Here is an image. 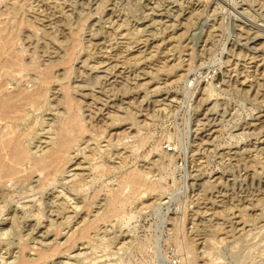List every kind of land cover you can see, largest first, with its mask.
<instances>
[{"label": "rangeland", "instance_id": "obj_1", "mask_svg": "<svg viewBox=\"0 0 264 264\" xmlns=\"http://www.w3.org/2000/svg\"><path fill=\"white\" fill-rule=\"evenodd\" d=\"M99 4L103 7L100 8ZM262 4L264 0H2L0 2V26L6 32L11 31L17 24L18 17L14 12L17 10L15 7L18 6L19 11L23 12L22 14L18 12L20 18L21 15L25 19L37 14L43 19V14L48 10L61 16L60 18L66 22L64 25L73 30H76L78 20L83 18V29L79 36L82 49L79 59L74 63L75 67L80 66L81 70L91 74H101L103 68L99 70L90 68L93 63L102 60L111 64L118 62L121 71L130 76L145 68L155 73L153 79L147 75L142 76L143 82L148 80L151 82V84L146 82V86H160L159 91L152 90L151 87L134 95L131 93L122 97V93H119L112 96L111 99L129 102L131 106L128 105V119L120 126L110 125L106 128L105 134L100 136L99 127L102 124L107 126L112 123L109 115H106L107 111L104 112V116L100 115L99 120L104 119L95 121L92 132L87 135V138H94L90 147L86 148V144H82L81 149L84 148V154L79 153L66 165V169L70 172L63 177L67 179L49 186L53 196L58 195L60 201L66 200L67 205L70 206L69 213H73L74 209L79 212L78 218L93 217L99 204L93 203L88 212L87 207H82L83 199L89 200L96 190L102 189L98 198L93 200L96 203L100 202L111 187L118 186V179L124 171L138 169L148 174L147 182H153L156 186V190L147 192L146 196L141 197V193L131 195L118 220L114 219L113 223H101L108 228L111 235L124 232L130 236L129 244L125 248L118 250L113 243L110 248L93 249L85 244L81 246L84 247L85 254L70 259V263L76 260L73 264H99L100 261L105 260L108 264H192V255L189 254L186 246L191 241L189 239L195 238L197 231H201L200 234L202 231L207 234V228L216 223L217 225L214 226H222L223 230L222 233L213 236L217 242L213 248L215 264H264V171H261L257 179L252 180L255 165L264 166V90L256 95L246 92L250 85L256 84L258 80L264 81L262 80L264 66H257L264 65V43H261L264 42V5L261 7ZM88 5H93L92 9L95 10L93 15L86 18L85 13L90 10ZM97 7L100 8L98 11ZM43 9L47 10L43 12ZM148 16L153 19L149 21ZM38 24L41 28L49 23L45 19ZM144 27L147 31L142 29ZM27 29H29L28 25L24 24L20 36L27 32ZM247 30L250 31V33L248 31L250 36L247 35ZM253 34L259 36L252 38ZM20 36V39L14 42L12 50L8 52H22L24 42L23 36ZM247 37L251 38L248 40ZM134 39H140V42L129 45ZM128 45L133 48L123 53L125 56L122 58L117 56L116 52L120 55V51L125 50L124 46ZM253 46L260 47L253 49ZM140 51L142 53H139ZM23 55L25 59L32 60L29 51L24 50ZM8 56L9 54H4L3 60ZM250 57L252 60L249 59ZM84 59H88L89 65L83 68L81 61ZM255 60L258 61L257 64ZM245 75H248L247 83L250 84L246 85L247 90L236 80L239 78L242 81ZM59 88L61 86L58 82L51 85L48 93L50 99L57 96L53 93ZM207 89L212 90L210 95ZM169 95L170 98L172 96L175 98L171 103L155 100ZM101 96L104 98L103 95ZM200 98H203L202 101ZM142 99L146 107L141 112L144 115L135 118L133 105L136 100ZM28 111L31 117L32 114L35 116L42 112L41 110L36 114L32 113V110ZM46 113L50 114L44 116L45 113L40 114L46 119V123L42 126L45 129L39 127V137L31 140L33 142L31 146H38L34 148L39 151L37 154H40V150L49 145L55 136L54 130L48 131L50 128L48 122L56 115V111L48 110ZM126 114L127 111L123 115ZM40 115L35 120L39 121L42 118ZM207 117H214L215 126L211 131H206L213 133L206 143L205 139L202 141L206 133L203 134L200 128L201 123L207 121L205 119ZM124 129H127L126 134H129L126 138ZM214 129L216 132H213ZM168 145L172 146L173 150L168 151L166 148ZM76 153L78 152H72V154ZM124 155L128 157L122 172L116 170L100 176L95 169L93 170L105 156L107 160L118 165L121 163L117 162H121V157ZM72 173L85 174L87 184L83 187L84 190H79L81 193L78 195L61 185L64 182L69 183L70 176L67 175ZM203 182L219 184L206 193L208 198L215 195L214 202L205 200L204 195L198 197L199 189L203 188L199 185ZM148 203L151 204L146 205ZM249 203L255 204L257 208L247 214V223L241 227L237 226L236 229L231 222L230 227L228 226L229 220L223 222L221 219V222L215 216H213L214 223L212 215H209L217 209L221 211L235 207L236 204L246 206L245 204L249 205ZM76 205L79 207L76 208ZM201 225L205 227V231L202 230ZM205 233L196 238H204ZM6 237L1 235L0 241ZM203 238L200 239L203 246L199 243L201 248L205 246ZM60 240H65L63 235ZM80 243L81 241L79 245ZM61 249L63 253L53 258L56 262L69 260L65 250L68 248L62 245ZM4 251L0 249V264H8L4 263L2 258L9 257V254H3Z\"/></svg>", "mask_w": 264, "mask_h": 264}, {"label": "bare ground", "instance_id": "obj_2", "mask_svg": "<svg viewBox=\"0 0 264 264\" xmlns=\"http://www.w3.org/2000/svg\"><path fill=\"white\" fill-rule=\"evenodd\" d=\"M0 2H2V0H0ZM263 5L264 4H262L261 7H263ZM92 6L88 8L90 9L89 12L85 13V16H87L86 18L93 15V11L95 9L93 10ZM99 6L100 8L103 7H101L100 4ZM18 7H15L17 10L14 12L18 17L15 27L13 26L14 28H12L11 31L6 32L3 30V27L0 26V236H7L6 239H2V241H0V249L5 250L3 254H9L7 259L6 257H2L4 263L73 264L76 260L73 261V263H70V259H76L85 254L84 247H81L85 244L93 247V249L99 247H103L105 249L108 247L110 248V245L114 243L118 250L123 249L127 244H129L130 236L124 232H118L119 234L115 233L111 235L108 228L106 226H102L101 223H113L114 219L118 220L131 195L141 193V197H143L146 196L145 194L147 192L156 190L155 183L147 182L148 174L146 175V173H143L138 169L124 172L121 171L127 164L128 155L122 156L121 162H117L121 164L118 165L107 160V157L105 156L99 163L96 164V166H94L93 170L95 169L100 176L112 173L116 170L122 173L118 179V186L116 188L111 187L100 202L96 203L93 200L98 198L99 192L102 189L96 190L94 194L90 196L89 200L83 199L84 204L82 207H87L88 212H90L93 203H95L94 205L99 204V207L96 209V213L93 217L86 216L78 218L79 212L76 209H74L73 213H69L68 208H70V206L67 205L68 203L66 200L60 201V199L57 198L58 195L53 196L50 192L49 186L60 183V180L64 181L67 179L66 177H63L64 174L70 172L66 169V165L76 158L79 153L84 154V148L82 147L81 149L82 144H86V148L90 147L92 144L91 140L94 138H87V135L92 132L91 129L95 126L94 122L99 120L100 115L103 114L104 116V112L107 111L106 115H109V119L112 121V123L107 126L101 123L102 125L99 127L101 128L99 130L100 133L98 134L100 136L105 134L106 128L110 125L113 124L120 126L128 119V105L131 106L129 102H125V100L122 99H111V97H114L119 93H122V97L131 93L134 95L151 87H153L152 90L159 91L160 86H146V82L150 81H142L144 77L143 75H147L149 78L151 77V79H153L155 73L144 68L140 72L133 74V76L126 75L124 71H121V66L118 62L111 64L106 63L104 60L93 63L90 67L95 70L103 68V73L101 74H91L88 73V71L81 70L79 68L80 66L75 67L74 63L79 59V54L82 49L79 36L83 29V18L78 20L79 22H77V28L76 30H73L72 28L65 26L66 22L60 18L61 16H57V13L55 12H48L47 9L42 10L43 12L47 10L44 14L42 13L43 19H40L39 15L33 14L29 17L27 16L28 18L24 17L25 19H23L21 15L22 20L18 12L21 14L23 12L19 11ZM100 8H98L97 11ZM58 11L61 12V10ZM45 19L48 20L49 24L45 26L43 25L44 27L40 28L38 22H43ZM150 19L153 18H149L148 20L150 21ZM24 24L28 25L29 29H27V32L25 31L26 33L24 32L20 36L22 26ZM52 25L54 26L52 27ZM30 27L33 29H30ZM52 28H54V30H51ZM142 29L144 30L145 27ZM248 31L249 30H247V35L250 36ZM143 32L144 31H142V33ZM256 34H253L252 38L259 36ZM152 35L154 36V34ZM19 36H23L22 40L24 42V49L22 52H8L12 50L14 42L17 41V39H20ZM147 36L148 35H146L145 38H147ZM250 38L251 37H249V39ZM139 42L140 39H134L129 45H132V43L138 44ZM145 42H147V40ZM261 43L263 44L264 42ZM261 43L258 44L262 46ZM129 45L124 46L126 47L125 50H121L124 47L120 49V55L116 52L117 56L120 58L125 56L123 53L128 52L131 48H133ZM260 46H253V49L254 47H257L258 49ZM24 50L29 51L32 60L24 58ZM139 53H142V51ZM4 54H9L5 60H3ZM249 59L252 60L251 57ZM256 60H258L257 57ZM261 60L263 61V59ZM262 61H259V63ZM81 62L83 63V68L89 65L88 59H84ZM257 63L258 61L256 64ZM257 66L264 65L260 64ZM256 69L258 68L256 67ZM245 76L246 77L242 81H240L241 79L239 80V78L236 79L240 86L243 85V87H246V85L249 84L247 83L249 81V78L247 77L248 75ZM263 79L264 78H262V80ZM55 82H58L61 88H59L57 92L53 93V95L57 96L50 99L48 93L51 89V85ZM29 83H31L30 86ZM247 89L248 87H246L245 90ZM262 90H264V81L261 82L258 80L256 84L254 83V85H250L246 92H251L256 95ZM207 91H210L209 93L207 92L210 95L212 90L207 89ZM101 95H103L104 98ZM172 97L170 98L169 95L163 97L162 99L155 100L162 103H171L175 100V98ZM200 99L202 101L203 98ZM133 106L135 109L133 112L135 118H138L140 115H144L141 113L146 108L144 107L145 104L143 99L140 101L136 100ZM28 110H32V113L36 114L42 110L40 114L45 113L43 116L50 114L46 113L48 110L56 111V115L51 117V120L48 122L50 125L48 131L54 130L55 136L51 139L49 145L40 150V154H37L39 152L38 150H34V148L38 147L37 145L31 146L33 143L31 140L39 137V127H42L43 124L46 123V119L40 114L35 116L32 114L31 117ZM126 111L127 114L123 115ZM39 115L42 118L39 121L35 120L39 117ZM213 118L214 117L205 118L207 120L206 122L201 120L203 123H201L202 127L199 128L203 134L206 133V131H211V129L215 126ZM103 119L99 121H102ZM23 121H26V123ZM208 126L209 128H206ZM44 129L45 127H42V130ZM123 132L125 134L128 133L127 129H124ZM213 132H216V129H214ZM212 134L213 133L209 132L204 134L202 141L205 139L206 143L207 141L209 142ZM128 135L126 134L125 138L128 137ZM76 151L78 153L72 154V152ZM261 171H264V166L255 165V169L252 173V180L257 179V177L261 175ZM67 176H70L69 183L64 182L61 185L65 186V188L73 191L77 195L81 193L79 190H82L87 184L85 183V174L72 173ZM218 185L212 182H203L199 185L203 188L201 190L199 189L197 193L198 197L200 198V196L204 195L205 200H212V202H214L215 195L213 196L211 194V198H208L206 193L207 191L210 192L211 189L218 187ZM249 197L250 196H248V198ZM150 204L151 203H148L146 205ZM236 205L237 206H233L225 210L217 211V209L216 211H213V213L210 212L209 215H212V221L214 219L213 216H215V218L218 217L220 221L222 219L223 222L229 220L228 226L230 227L229 224L231 222L235 225V229L237 226L241 227L242 225H245L248 221L247 214L255 210L257 206L250 203L249 205L245 204L246 206H243V204ZM75 207L78 208L79 206L76 205ZM227 207H229V205ZM214 225H210L209 227L207 225L208 233L206 234L204 232L206 235H203L204 238L202 237L204 239V247H199V243L202 244V240L200 241L202 238H196L198 236L201 237V234H204L203 231L200 234L201 231H197V233H195V230L194 233L196 239L193 237L192 239H189L191 241L188 242L186 246L187 251L192 255V264H215L213 248L217 242L213 236L220 233L223 230V227ZM204 228L202 230L205 231L206 229ZM62 235L65 238L63 241H61L62 239L60 240ZM80 241L81 243L79 245ZM62 245H65V248H68L65 250L67 251L66 254L69 260H59L56 262L53 258L56 255L63 253V248L61 249ZM201 246H203V244ZM71 249L73 250L70 251ZM99 264L108 263L103 260L100 261Z\"/></svg>", "mask_w": 264, "mask_h": 264}, {"label": "built area", "instance_id": "obj_3", "mask_svg": "<svg viewBox=\"0 0 264 264\" xmlns=\"http://www.w3.org/2000/svg\"><path fill=\"white\" fill-rule=\"evenodd\" d=\"M166 148H167V150H168V151H171V150H173V147H172V146H170V145H168Z\"/></svg>", "mask_w": 264, "mask_h": 264}]
</instances>
